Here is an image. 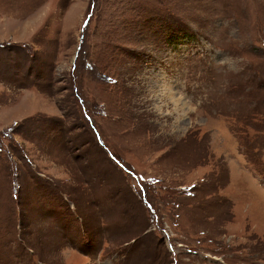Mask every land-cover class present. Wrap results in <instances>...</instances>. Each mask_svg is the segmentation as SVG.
Returning a JSON list of instances; mask_svg holds the SVG:
<instances>
[{
	"label": "rangeland",
	"instance_id": "1",
	"mask_svg": "<svg viewBox=\"0 0 264 264\" xmlns=\"http://www.w3.org/2000/svg\"><path fill=\"white\" fill-rule=\"evenodd\" d=\"M0 264H264V0H0Z\"/></svg>",
	"mask_w": 264,
	"mask_h": 264
},
{
	"label": "bare ground",
	"instance_id": "2",
	"mask_svg": "<svg viewBox=\"0 0 264 264\" xmlns=\"http://www.w3.org/2000/svg\"><path fill=\"white\" fill-rule=\"evenodd\" d=\"M172 98H174V97H172ZM174 102H175V101H174ZM176 102H177V104H178L180 101H177V100H176Z\"/></svg>",
	"mask_w": 264,
	"mask_h": 264
}]
</instances>
